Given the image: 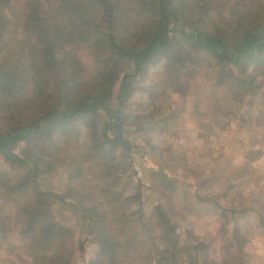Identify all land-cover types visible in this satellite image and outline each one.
<instances>
[{
    "label": "trees",
    "instance_id": "1",
    "mask_svg": "<svg viewBox=\"0 0 264 264\" xmlns=\"http://www.w3.org/2000/svg\"><path fill=\"white\" fill-rule=\"evenodd\" d=\"M161 55L165 74L206 55L217 85H228L232 99L242 101L262 86L264 0H0V156L19 166L47 161L51 153L39 156L30 142L41 150L44 138L86 116L94 162L133 151L123 107L134 79L144 78ZM23 142L27 154L16 151ZM62 163L68 180L58 194L37 174H0V264H72L74 229L57 219L52 197L74 206L95 237L98 252L87 264H126L118 238L130 244L131 263L140 255L141 264H219L201 258L198 243L181 240L162 202L148 220L141 195L136 209L120 212L110 187L101 186L98 197L87 169L69 158Z\"/></svg>",
    "mask_w": 264,
    "mask_h": 264
},
{
    "label": "rangeland",
    "instance_id": "2",
    "mask_svg": "<svg viewBox=\"0 0 264 264\" xmlns=\"http://www.w3.org/2000/svg\"><path fill=\"white\" fill-rule=\"evenodd\" d=\"M21 2L12 0L14 5ZM205 58L165 74L166 59L161 55L144 78L134 79L135 90L123 107L133 151L115 150L101 159L102 164L94 162L89 152L91 119L86 116L44 138L42 151L30 142L39 156L53 154L47 161L19 166L0 156V174L13 179L37 174L46 189L58 194L68 180L64 158L78 161L88 170L89 185H95L98 197L104 196L101 186L117 193L120 212L136 209L141 195L148 220L153 206L162 202L178 223L181 240L199 244L201 258L219 264H264V226L257 217L264 218V76L258 78L260 88L234 101L232 88L217 85L216 69ZM110 104L117 106V100L112 98ZM26 145L23 142L16 151L29 153ZM36 155L31 158L36 160ZM52 198L57 219L74 229L72 264H87L98 252L95 237L88 234L74 206ZM106 200L103 197L105 205ZM245 209L251 211L240 213ZM147 241L153 243L149 237ZM117 247L122 255L128 253L126 264H141L140 255L131 263L126 240L118 238Z\"/></svg>",
    "mask_w": 264,
    "mask_h": 264
}]
</instances>
